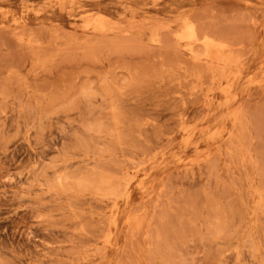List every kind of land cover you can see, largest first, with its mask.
I'll list each match as a JSON object with an SVG mask.
<instances>
[{
	"label": "rangeland",
	"instance_id": "rangeland-1",
	"mask_svg": "<svg viewBox=\"0 0 264 264\" xmlns=\"http://www.w3.org/2000/svg\"><path fill=\"white\" fill-rule=\"evenodd\" d=\"M0 264H264V0H0Z\"/></svg>",
	"mask_w": 264,
	"mask_h": 264
}]
</instances>
